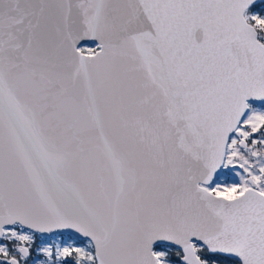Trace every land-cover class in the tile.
<instances>
[{
  "label": "snow or ice",
  "instance_id": "1",
  "mask_svg": "<svg viewBox=\"0 0 264 264\" xmlns=\"http://www.w3.org/2000/svg\"><path fill=\"white\" fill-rule=\"evenodd\" d=\"M0 264H264V0H0Z\"/></svg>",
  "mask_w": 264,
  "mask_h": 264
}]
</instances>
